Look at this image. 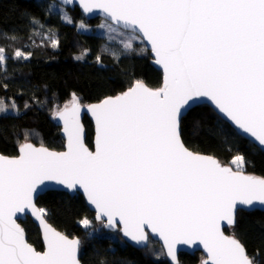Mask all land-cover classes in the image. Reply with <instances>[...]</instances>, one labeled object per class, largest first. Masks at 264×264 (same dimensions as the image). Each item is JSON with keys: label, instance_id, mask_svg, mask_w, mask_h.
<instances>
[{"label": "snow or ice", "instance_id": "1", "mask_svg": "<svg viewBox=\"0 0 264 264\" xmlns=\"http://www.w3.org/2000/svg\"><path fill=\"white\" fill-rule=\"evenodd\" d=\"M68 2L52 3L49 10L62 11ZM81 3L88 12L99 9L117 26L142 34L163 67V85L153 90L137 80L120 95L89 105L96 124L94 150L84 142L81 104L73 93L56 112L64 121L66 151L25 142L18 156L0 155V264H80V240L44 223L46 210L34 203L45 181L83 189L96 218L106 219L109 227L122 224L124 235L137 243L148 241L145 229H150L173 260L176 244L199 242L210 264H264L235 235L221 230V221L235 225L238 204L264 205V177L193 153L181 138L182 109L207 97L264 147V0ZM62 19L71 22L66 14ZM32 23L43 27L35 18ZM4 51L0 47V61ZM15 56L26 58L20 50ZM96 60L102 63L99 55ZM233 163L244 164V156H235ZM25 210L43 223L45 251L28 243L17 222ZM81 223L88 228L92 221Z\"/></svg>", "mask_w": 264, "mask_h": 264}, {"label": "trees", "instance_id": "2", "mask_svg": "<svg viewBox=\"0 0 264 264\" xmlns=\"http://www.w3.org/2000/svg\"><path fill=\"white\" fill-rule=\"evenodd\" d=\"M52 3L59 4L56 0H0V47L6 54L0 61V102L16 99L33 102L29 108L21 103L20 112L0 113V152L6 155L19 154L26 135L35 144L63 150L65 139L55 117H51L49 105L62 107L73 93L80 103L88 105L124 92L137 80L152 88L162 86V72L152 64L144 42L137 50L128 49L116 55L103 51L90 33L78 29L80 21L94 26L101 18L89 20L78 8H67L71 22H66L60 11L49 10ZM33 18L43 27L33 24ZM51 33L58 40L56 48L47 35ZM35 38L43 44H37ZM17 50L26 54V58L16 57ZM78 54L80 59L76 58ZM98 55L102 63L97 62ZM84 123L87 143L93 148L94 124L88 117ZM181 136L190 149L217 157L222 163L243 155L246 171L264 177V151L207 104L193 107L182 118ZM37 204L46 210L48 221L56 228L80 238L82 264H171L158 241L150 239L146 248H137L127 243L119 230L98 227L95 213L82 194L48 191L39 196ZM85 218L93 221L88 228L81 223ZM21 224L28 240L42 250L41 232L34 221L27 217ZM225 231L243 243L240 235L249 231L264 240V211L239 210L236 225ZM256 257L264 261V247ZM203 259L201 252H182L179 256L180 264H204Z\"/></svg>", "mask_w": 264, "mask_h": 264}, {"label": "water", "instance_id": "3", "mask_svg": "<svg viewBox=\"0 0 264 264\" xmlns=\"http://www.w3.org/2000/svg\"><path fill=\"white\" fill-rule=\"evenodd\" d=\"M56 1H57L58 3L61 2V0H56ZM63 6L66 7V8H69V9H75V8H78V9L81 11V13H82L87 19H89V20H91V19H95V18H101V19H105V20L111 22L112 24L116 25L114 22H112L111 20H109V19L107 18V14H106V13L102 12V11L99 10V9H96V10H94V11H92V12H88L87 10H85L84 7H83V4L81 3V0H70V2L64 4ZM116 26H117V25H116ZM118 27H120V28H122V29H124V30H127V31H132L131 29L123 28V27H121V26H118ZM132 32H133V31H132ZM135 33H136V32H135ZM136 34H138V33H136ZM138 35H140V37L143 39L144 43L146 44L148 50L150 51V54H151V56H152V64L154 65V67H155L156 69H158L159 71L162 72V75H163V77H162V85H163V81H164V71H163V67H162V65H159V64L156 63V59H157V58H156V56H155V53L152 51V48H151V44H150V42L147 41L146 38H143V37H142V34H138ZM141 82H143V81H141ZM143 83H144L147 87H149L150 89H153V90H156V89L160 88V87H158V88H152V87H150L149 85H147L145 82H143ZM130 87H131V86H130ZM130 87H129V88H130ZM161 87H162V86H161ZM127 90H128V89H127ZM127 90H125V91H127ZM125 91H124V92H125ZM122 93H123V92H122ZM120 94H121V93H120ZM120 94H118V95H120ZM115 96H117V95H115ZM115 96H111V97H115ZM109 97H110V96H109ZM104 99H105V98H104ZM101 101H102V100H101ZM101 101L94 102V103H91V104H88V105H83L82 103H80V104H81V111H80V114H79V121H80V125H81V127H82V134H83L84 142H85L86 146H88V147H89L90 149H92V150H94V148H95V140H96V124H95V117L92 116L91 112L88 110V106H89V105L98 104V103H100ZM190 104H191V107L186 108V109H182V112H183V116H182V118H183V117H184V116H185V115H186V114H187V113H188L193 107L198 106V105H202V104H207V105H209V106H210V107H211V108L217 113V115H219L223 120H225L226 122H228V123H229V124H230V125H231V126H232V127H233V128L239 133V134H240V135H242L243 137L247 138L248 140H250L251 142H253L255 145H257L260 149H262V150L264 151V147H261V146L258 144V142L255 141V139L252 138V137L250 136V134L244 133L243 130L239 129V127L236 126V125L230 120V118H228L224 113H222V112L217 108V106L215 105V103H214L213 101H211L209 98H207V97L197 98V100L195 101V103L190 102ZM64 106H65V105H64ZM64 106L60 107L59 105H56L57 111L62 110ZM57 111H56V112H57ZM85 117H88V118L93 122V124H94L93 148L90 147V145L87 143V130H86V126H85V123H84V118H85ZM55 120H56L57 124L61 127V135H62V137L65 139V146H64V149H63V150H54V149H51V148H49V147H47V146H45V145H43V146H44V147H47V148H48L49 150H51V151L63 152V151H66V150H67V149H66V145H67V134L64 132V121H63L62 119H60L59 116L56 115V114H55ZM181 121H182V119H181ZM181 138H182V136H181ZM182 140H183V139H182ZM26 142L32 143V144H34L36 147H40V146H41L40 144H35V143L31 142V141H26ZM183 142H184V141H183ZM24 143H25V142H24ZM184 144H185V143H184ZM185 146H186V144H185ZM20 147H21V146H20ZM186 147H187V146H186ZM187 148H188L190 151H192L193 153L200 154V155H204V156H211V157L217 159L222 165H224V166H228V167H232L234 171L241 170V169H236L231 163H222L217 157H214V156L209 155V154H206V153L196 152V151L190 149L189 147H187ZM19 149H20V148H19ZM19 154H20V152H19ZM19 154L14 155V156H11V155H6V154H3V153L0 152V155H3V156H5V157H16V156H18ZM241 171H243V173L246 174V175H253V176H256V177H263V176H261V175H258V174H254V173L248 172V171H246V170H241ZM45 185H46V186H41L43 190L40 191V192H39V195L36 196V197L34 198V203L36 204V207H37V208H40V207L38 206V204H37V199L39 198V196L45 194V193L48 192V191H54V190H56V191H65V192L69 193V194L72 195V196H74V195H76V194H82L83 197L85 198V201H86V203H87V206L89 207V209H90L91 211H93V212L95 213V218L97 217V210L95 209V206L92 205V204L90 203V201L87 199V195H86V193L83 191V189H79V188H78V189H68L66 186L59 184L57 181H45ZM256 209H259V210H263V211H264V205H260L259 203H256L254 206H243V205H239V204H238V205H237V211H236V222H237V213H238L239 210L252 211V210H256ZM18 217H19V219H18L17 222L21 225V227H23L22 224H21V221H24L25 219H27V217H30V218L34 221V223L37 225V227L40 229V232H41L42 241H43V245H44L43 249H42V250L37 249V247H36L34 244H32V243L28 240V234H27V231H26V229L23 227L24 230H25V238L27 239V241H28L29 244H31L34 248H36L37 251H41V252H42V251H45V250H46V241H45V239H44L43 223L40 221V219H39L34 213H32L31 210H25L24 213H18ZM96 219H97V218H96ZM97 220H98V219H97ZM98 221H100V220H98ZM43 222H44V223H47L50 227H52V228L55 229L56 231L60 232L61 234L67 236L69 239H79V240H80L79 237H72V236H70L69 234H67V233H65V232H63V231H61V230H59L58 228H56L51 222L48 221V219H47V217H46L45 214H44V216H43ZM104 223H105V228H106V230H108V231H116V230H119V231L121 232L122 237L124 238V240H125L127 243H129V244H131V245H133V246H135V247H137V248H146V247L149 245V240H150V239H153V240L158 241V242L162 245V247H163V249H164V251H165V253H166L167 259L169 260V262H170L171 264H180L179 256H180V253H182V252H187V253H190V254H193V253H196V252H201V253H203V255H204L203 263L205 264V262H209V264H210L209 254H208L207 250L203 247V245H202L201 243H199V242L194 243V244H184V243H178V244H176V245H175V257H176V259L173 260L172 257L169 256L168 253H167V247H166V245L164 244L163 239L160 238L157 234H155V233H151L150 229H147V228L145 229V233H146V235L148 236V241L145 242V243H137V242L133 241L130 237H127V236L124 235V233H123L122 230H121V229H122V224H121V225H117V226H113V227H109V226H107V221H106V219L104 220ZM235 225H236V223H235ZM235 225H234V226H235ZM234 226H230V225H228V224H227V221H221V230L223 231V233H224L226 236H233V235L228 234V233L225 231V228H227V227H234ZM235 237H236V236H235ZM236 238H237V237H236ZM238 239H239V238H238ZM239 240H240V239H239ZM240 241H241V240H240ZM241 242H242V241H241ZM242 243H243V242H242ZM243 244H244V243H243ZM244 245H245V244H244ZM245 246H246V245H245ZM246 248H247V247H246ZM247 250H248V249H247ZM248 253H249V252H248ZM80 257H81V240H80V246H79V249H78V251H77V259L79 260L80 264H82V262H81V258H80Z\"/></svg>", "mask_w": 264, "mask_h": 264}, {"label": "rangeland", "instance_id": "4", "mask_svg": "<svg viewBox=\"0 0 264 264\" xmlns=\"http://www.w3.org/2000/svg\"><path fill=\"white\" fill-rule=\"evenodd\" d=\"M66 9L67 8L63 6L62 11L59 9L57 11H60L61 15L64 16L66 14L68 17L71 18L70 13ZM81 24L85 25L86 28H81ZM109 24L112 25V29H114V30L108 28ZM102 25L104 27H101ZM78 29L80 31L90 33V35L93 37L95 43L98 46H100L103 51H109V52H111V54L115 53V55L119 54L121 51L128 50L125 48V44H127V43H131L130 49L137 50V48H139V47L141 48L142 42H144L141 37L137 38L138 34H136L135 32L124 30V29L112 24L111 22H109L105 19H102L99 24H96L94 26L89 24L86 20L80 21L78 23ZM47 35L50 37V39H52V42L54 40H56V38L53 36L52 33L47 34ZM38 37H41V36L39 35ZM35 40L38 41L37 44H39V43L43 44L39 39L35 38ZM54 47L56 48V46H54ZM5 55L6 54L4 52V56ZM77 56L81 57V55H79V54ZM72 98H73V96L66 102V104H68L72 100ZM41 100L44 104H46L43 101L44 98H41ZM1 102H2L3 106L7 107V111L0 112L1 114L20 112L19 107H20L21 103H23L25 108H29L33 105V102L28 101V100H22V99H16V100H10V101L9 100H2ZM49 111L51 113V117L54 119L57 108L54 107L53 104L51 106L49 105ZM27 141H28V138H27ZM229 163H231L236 169L246 170L245 169V163L241 164V165H236L233 163V159ZM90 221H92V220H90ZM92 224H93V221H92ZM97 226L98 227H105L104 221L101 222V221L97 220ZM240 236L242 237L244 244L246 245L250 255H256L257 256V253L264 247V240L254 231L242 233Z\"/></svg>", "mask_w": 264, "mask_h": 264}]
</instances>
